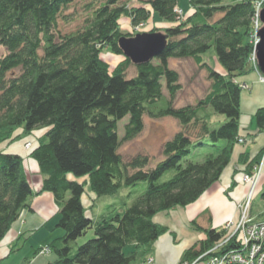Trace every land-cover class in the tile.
<instances>
[{"label": "trees", "instance_id": "16d2710c", "mask_svg": "<svg viewBox=\"0 0 264 264\" xmlns=\"http://www.w3.org/2000/svg\"><path fill=\"white\" fill-rule=\"evenodd\" d=\"M134 1L136 6L106 0L82 28L62 34L58 23L69 22L63 12L73 0H0V146L45 131L26 149L42 176L38 193L28 182L23 159L0 152V244L29 209L32 197L50 193L59 208L57 227L63 236L50 243L55 260L49 264H132L167 232L154 217L194 204L229 166L242 139V89L235 80L253 70V1L185 0L187 10H181V16L178 0ZM122 17L131 32L121 31ZM148 21L168 24L152 32L160 33L166 46L150 62L133 65L118 41L134 37V28ZM103 49L122 57L112 71L100 59ZM210 49L225 74L200 61ZM170 59H192L208 74L209 91L195 105L174 107L182 86L179 74L168 67ZM132 65L135 75L127 78ZM126 117L120 139L118 123ZM145 117L172 118L179 125L163 142L161 159L153 167L147 156L124 162L118 153L121 144L143 132ZM254 120L264 133V107ZM18 130L21 134L14 136ZM262 153L247 164V156H242L244 175L255 174ZM168 171L173 177L157 183ZM141 183L147 184L146 191L121 215L96 222L86 215V189L95 200ZM261 199L264 203V191ZM90 231L93 237L84 240ZM202 232L206 239L186 251L183 261L225 236L222 230ZM79 239L84 242L77 244ZM128 247L133 250L126 254ZM238 248L236 235L224 247Z\"/></svg>", "mask_w": 264, "mask_h": 264}, {"label": "crops", "instance_id": "0c3cea01", "mask_svg": "<svg viewBox=\"0 0 264 264\" xmlns=\"http://www.w3.org/2000/svg\"><path fill=\"white\" fill-rule=\"evenodd\" d=\"M158 25L163 26L161 22ZM165 27H168V24H165ZM260 77L258 71L252 70L235 80L242 89L240 109L243 113L240 116V135L244 143L235 147L231 162L219 181L194 204L180 210L174 209L157 214L153 219L154 223L165 228L167 232L152 244L145 255L138 257L132 264H142L146 259L151 260L149 264H178L186 251L206 239L205 233L197 228L217 230L230 221L236 223L240 216V205L248 192V185L242 181L245 164L240 162V159L246 155L247 158H243V162L247 160V164L258 154L264 153V133L257 130L254 122L256 111L264 107V83L260 81ZM19 134L20 132H17L16 135ZM4 146L9 149L2 151L1 148ZM12 146L4 143L0 147V152L15 154L23 159L28 182L33 192L38 193L42 186V176L36 164L28 159V152L22 148V144L15 146L19 151L11 150ZM262 164L259 181L262 179L264 185V161ZM225 192L230 202L223 197ZM221 199L227 203L221 202ZM93 200L94 196L86 189L82 198L84 209ZM29 205V209L21 213L0 244V264H49L55 260L51 251L42 253L41 250L48 248L53 240L63 236V231L57 227L59 208L50 193H40L32 197ZM218 207H222L225 217L216 224L215 214ZM178 211L180 214L177 216ZM172 213L173 217L170 216ZM84 240L79 241V244ZM132 250L133 247H129L127 252L125 249V253L128 254Z\"/></svg>", "mask_w": 264, "mask_h": 264}, {"label": "rangeland", "instance_id": "374dc122", "mask_svg": "<svg viewBox=\"0 0 264 264\" xmlns=\"http://www.w3.org/2000/svg\"><path fill=\"white\" fill-rule=\"evenodd\" d=\"M105 1L106 0H73V2L68 6V8L63 12L64 16H66L69 19V22L67 23V22H63L60 20L58 23L60 32L62 34H69V33H72L82 28L85 24L84 23L85 20L91 15L92 11L98 8L99 5L105 3ZM224 1L229 2L230 0H224ZM238 1H241V0H238ZM252 1L254 3L255 11L257 9L259 12H261V10L264 7V0H252ZM123 2L129 6H134V5L136 6L134 0H123ZM178 7L180 10H184L185 12L187 10V5H186L185 0H178ZM217 18L218 16H216L214 20H217ZM252 23H253V20H252ZM254 23H256L257 26H259V30H258L259 32L263 26L260 21V14H259L258 20L255 21ZM165 24L166 23L164 24L162 23L163 26H159L158 21H155V22L148 21L147 23L140 24L139 27L134 28L135 32L134 31L133 32L136 35L145 34V33L151 34L154 31V29L155 30L163 29L165 27ZM119 25H120V29L122 32H131L132 30V27L129 21L125 19L124 17H122V19L120 20ZM253 27H254V24H253ZM0 53H3V51L0 50ZM121 58L122 57L120 55H116L112 53L109 49H103L102 52L100 53V59L109 66L110 71H112L118 65L119 61H121ZM200 61L202 63H207L216 72L220 74H225V70L223 66L219 63L214 49H210L206 53L202 54L200 56ZM256 64H257L256 62L254 65L252 64L253 70L259 71ZM133 65L129 66L127 69V72H126L127 78H131L135 75V68L133 67ZM168 67L170 69L175 70L179 74V81L182 86L181 92L177 95L173 103L174 107L179 108V107H183L186 105H195L197 101L202 99L206 95V93L209 91L210 81L208 80V74L206 73L205 70L199 69L198 65L192 59H180V60L170 59L168 62ZM260 78H264V77L261 76ZM163 94L166 98H168V94L165 88L163 89ZM164 104H165V100L161 102L162 106H164ZM242 113H243V110L240 109V114L242 115ZM220 118H221V123H222L224 121L223 120L224 118L223 117H220ZM127 122H128V117L124 118L123 121L118 123V135L120 139L123 136L124 125ZM178 130H179L178 122L172 118L154 120V119H150L149 117H145L143 132L139 136H137L133 141L121 144L118 150V153L120 154L124 162L130 161L131 158L138 156V155L147 156L148 159L150 160L149 167H153L161 159L160 150H161V146L163 142L166 140H169ZM17 132H20L21 134V131L18 130L14 133V136L17 134ZM44 133H45L44 130L33 132L32 136L28 137L29 139L28 138H25L27 140L24 139L25 141L21 140L15 143H10L13 145L11 147V150L19 151V150H16L17 148L15 146H20L21 144H22V148L25 150L32 148L33 141L34 140L36 141ZM2 145L3 144H1V146ZM6 147L7 146L2 147L1 150L4 151ZM8 149L9 148H7L5 151H7ZM262 165L263 164H261V167ZM172 177H173V171H168L158 180L157 183L167 182ZM260 177H261L260 174H257L256 176H254V179L257 178L256 188L254 190H252L253 184L251 182L250 183L252 184V186L250 183L243 182L244 184L248 185V192H247L246 197L244 198V201L240 205V216L238 220L236 221V223H233L232 221H230L226 223L224 226H220L217 229V231H221V230L224 231V235H226L219 242L221 241L224 242L229 234V231L227 230L225 231L224 227L230 224L235 225L239 222V220L241 219L243 215L242 208L245 205L244 203L251 194H252V198L249 204V212L247 213L248 219L252 220L253 222H258L264 219V216H263L264 215V203L262 202V199H261V193L264 191V185L262 184V179H261V182L259 181ZM146 189H147V184L141 183L131 188L124 187L120 189L113 196L97 198L89 203L91 206L90 205H88L89 207L86 206L85 208L86 215L89 216L94 222L100 221L102 218L109 220L115 215H121L126 210V208L131 206L132 203L146 191ZM226 194L227 193L225 192L223 197L226 198L228 202H230ZM221 202L227 203V201H224L223 199H221ZM175 209L180 210L182 208L177 207ZM173 214L174 213H172V215L170 216L173 217ZM179 214L180 213L178 211L177 216ZM215 216L217 218L216 224H218L221 221V219L225 217L224 212L222 211V207H218ZM199 231L202 232L203 230H199ZM92 237H93V233L92 231H90L87 233L86 237L84 238L85 240H87ZM82 239H79L77 241V244H79V241H82ZM222 242L221 244H223ZM218 243L213 245L211 248H209L205 252L211 251V250L218 251V249H220L218 247ZM224 246L221 247L222 248L221 252H224L225 250ZM75 247L76 245L73 244L72 253H74ZM128 248L126 249V252L128 251ZM205 252H202L198 254L197 256L190 258L189 260H185V261L181 260L178 264H182L183 262L193 261ZM147 263L148 264L151 263V260L146 259L142 264H147Z\"/></svg>", "mask_w": 264, "mask_h": 264}, {"label": "built area", "instance_id": "2783aa9c", "mask_svg": "<svg viewBox=\"0 0 264 264\" xmlns=\"http://www.w3.org/2000/svg\"><path fill=\"white\" fill-rule=\"evenodd\" d=\"M242 1V0H241ZM256 8V7H255ZM180 14V11H177ZM260 12L256 9L254 14V19L252 23V43L254 49L259 42L257 32L259 26H257L255 21L258 20ZM254 24V27H253ZM256 62L255 51L251 58V63L254 65ZM262 83H264V78H260ZM243 141L239 139V143ZM264 161V153L262 156V162ZM253 176L244 175L242 178L243 182L252 183V190L256 187L257 178L254 176L260 174L261 164ZM253 193V191H252ZM252 194L245 201V205L242 208L243 215L239 222L235 225H227L224 230L229 231L227 238L223 244L218 243V251L211 250L201 254L198 258L190 262H183L182 264H264V220L253 222L248 219L247 213L249 212V204L251 202ZM236 235V241L239 244V248L235 250H224L221 252V247L226 245V243ZM226 236V235H225ZM224 236V237H225ZM225 247V246H224ZM214 249V247H213ZM42 253H48L49 249H43Z\"/></svg>", "mask_w": 264, "mask_h": 264}, {"label": "water", "instance_id": "95a60500", "mask_svg": "<svg viewBox=\"0 0 264 264\" xmlns=\"http://www.w3.org/2000/svg\"><path fill=\"white\" fill-rule=\"evenodd\" d=\"M262 28L258 32L259 42L255 47V57L259 71L264 74V7L260 12ZM125 58L134 65H142L161 55L166 46L165 38L158 33L137 34L132 38L122 37L118 41Z\"/></svg>", "mask_w": 264, "mask_h": 264}]
</instances>
